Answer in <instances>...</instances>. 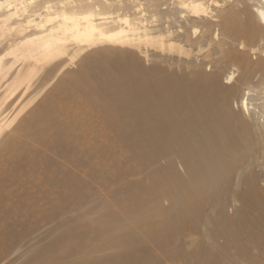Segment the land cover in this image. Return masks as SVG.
<instances>
[{"label": "rangeland", "instance_id": "rangeland-1", "mask_svg": "<svg viewBox=\"0 0 264 264\" xmlns=\"http://www.w3.org/2000/svg\"><path fill=\"white\" fill-rule=\"evenodd\" d=\"M13 1L21 3L18 12L0 8V264H187L185 254L188 264L199 258L264 264V78L254 64L264 36L246 41L218 34L232 10L253 6L246 0ZM88 12L99 34L79 33ZM155 69L171 76L213 72L223 85L236 76L230 109L247 127V143L227 154L230 167L201 172L203 190L186 207L182 194L162 196L155 184L169 158L153 159L142 132H125L141 122L124 129L103 112H116L117 105L114 95V102L102 103L110 97L105 87L115 90L104 83L108 74L130 97L148 86L145 75ZM247 76L258 112L240 107ZM85 81L97 85L95 102L79 87ZM173 162L195 193L185 168ZM182 208L199 218H189L190 229L180 232L174 228ZM145 221L169 222L174 233H156V244L149 242Z\"/></svg>", "mask_w": 264, "mask_h": 264}, {"label": "bare ground", "instance_id": "bare-ground-1", "mask_svg": "<svg viewBox=\"0 0 264 264\" xmlns=\"http://www.w3.org/2000/svg\"><path fill=\"white\" fill-rule=\"evenodd\" d=\"M25 1L26 0L20 2L25 5ZM240 2L242 3V1ZM246 2L252 5L254 10L251 12L249 8L232 10L229 17L231 19H228L230 20L229 23L227 22L226 25L221 27L219 26L218 34L232 38H245L246 41H253V38L257 37L260 39L264 36V0H246ZM18 4L21 3H15L13 0H0V8L5 7L6 11L9 12L8 15L16 13L17 8L19 7ZM198 7L200 6L196 5V8ZM66 17L68 19L75 18L71 14H67ZM93 17L94 16L90 12L83 17L84 25L80 27L79 33L85 35H87L86 33L90 35L100 33L98 28L99 25L94 23ZM224 19L227 21L226 18ZM125 21L127 22L126 18ZM239 53L235 52L233 55L238 59V63H242L243 60L241 55H238ZM228 55H230L229 58L232 59V61H236L232 53ZM263 55L264 53L262 54V57L256 59L254 63L255 67L263 71L262 78H264ZM229 58L228 60H230ZM251 64L248 63L246 68ZM252 69H254V67ZM252 69L250 70L252 71ZM151 73L152 76L145 75L146 77H149V79L151 78V82H147L148 86H144L143 91L139 93L137 90L129 91L128 93H130V97H126L122 94V91L118 88V84L109 76V74L107 77L103 76L105 77L104 83L108 81V84H112L111 88H115V90L111 92L110 87H105L108 89L110 97H108V93H102V95L105 94L103 98L107 100L106 102H102L103 105L110 101L114 102L111 99L113 95L114 98H116L115 102L117 103L115 106L116 112L109 109H104L103 112L108 113V118L114 120L113 122H123L122 126H124V129L126 122H141L139 129L125 132L131 137H133L134 133L137 131L142 132L144 135V143L142 146L143 148L146 146H152L153 159L159 156L169 158V162L166 166H163L161 170H158L160 174L156 173L154 175L155 184L160 189L162 196L172 197V194H182L183 204L186 207V204L190 203L191 199H195V195L199 196L200 191L203 190V177L201 172L204 169L214 170L218 167L221 168V166L225 169L226 167H230L227 164V154H229L230 151H235V145L238 144V146L241 147L242 144L245 145L247 143V127L243 121L237 119L238 113L233 112L234 110L232 111L230 109V99H232L231 95L233 91V86L230 85L236 80V76L234 73H231L227 77V80H232V83L223 85L219 80V75L217 76L213 72H205L203 70H195L190 76H188V74H184L183 76L162 75L161 73L159 74L156 69L155 71L151 70ZM248 76L241 82V86L243 87L241 91L242 97L240 99V107L246 113H248L249 110L256 108L258 112L259 107H252V103L250 104L249 96L250 92L253 91L252 84H254V82L252 83V78H249ZM145 84L146 82L142 85ZM96 86L95 83L89 81L82 82V85H79L83 90L84 95L91 96L92 94L90 100L94 102L96 101L97 96L93 93L97 92H95L93 88L96 90ZM259 94H261L260 98L264 100V90ZM122 98H124V100H121ZM262 104L263 105L260 106L262 113L261 122H264V101ZM125 110H127V113H123ZM105 118H107V114ZM235 121L240 123L235 124L237 125L235 126L233 124ZM261 132L264 134V131ZM133 142L136 143L135 138H133ZM143 148L140 151V154L145 152ZM174 157L177 158L185 168L186 174L188 175L190 183L193 185L195 193H192L187 189V180L177 170L175 163L173 162ZM193 207L191 210H193ZM144 209L146 208L144 207ZM152 209L153 208H148V210H150L149 212L153 213L151 211ZM182 210L183 212L179 214L180 223L174 228L175 231L178 229V231L182 232L185 229H190L187 224L188 222L194 221H188V219L191 217L199 218L195 213L190 214L189 209L184 210L182 208ZM174 215L175 213L172 216L174 217ZM139 217L140 216L138 215V218ZM181 224L183 225L180 226ZM173 225H175V223H173ZM174 230L169 222L160 226V224L154 221H152V224H148L147 221H145L143 228V231L150 235L149 242L152 241L155 244L156 233L168 238L170 232L174 233ZM219 234L222 235V232ZM223 234H225L224 231ZM169 249L171 251L173 248L169 247ZM176 250L178 249L176 248ZM141 251L144 252L147 250L141 248ZM169 252L168 256L173 260V255L176 253L172 254V252ZM209 256L208 258H211V255ZM183 257L188 264L187 254ZM203 261L204 258H199V264H202Z\"/></svg>", "mask_w": 264, "mask_h": 264}]
</instances>
